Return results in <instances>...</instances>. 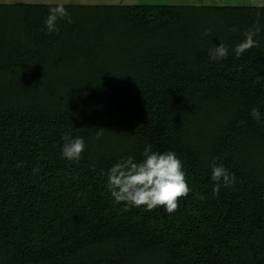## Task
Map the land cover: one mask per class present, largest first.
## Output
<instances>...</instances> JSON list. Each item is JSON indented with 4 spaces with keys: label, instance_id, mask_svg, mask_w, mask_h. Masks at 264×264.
<instances>
[{
    "label": "trees",
    "instance_id": "trees-1",
    "mask_svg": "<svg viewBox=\"0 0 264 264\" xmlns=\"http://www.w3.org/2000/svg\"><path fill=\"white\" fill-rule=\"evenodd\" d=\"M54 4L0 0V264H264V5L64 3L48 34ZM149 144L183 163L171 215L107 188ZM213 162L235 176L219 195Z\"/></svg>",
    "mask_w": 264,
    "mask_h": 264
},
{
    "label": "clouds",
    "instance_id": "clouds-1",
    "mask_svg": "<svg viewBox=\"0 0 264 264\" xmlns=\"http://www.w3.org/2000/svg\"><path fill=\"white\" fill-rule=\"evenodd\" d=\"M67 20L72 22L70 13L66 10L64 3H55L49 7V14L45 20L47 33L59 32L58 21ZM235 31V29H232ZM261 31L259 25H253L244 33V40L234 48L236 57L256 47L260 43L256 37ZM205 30V35H207ZM229 49L223 43L213 46L209 51V58L221 60L227 58ZM253 119L259 121L261 113L257 108L251 109ZM102 133L96 131L97 139ZM62 147V156L69 161L78 162L85 149L83 137L72 138L65 134ZM143 159L135 161L132 156L124 161L114 164L107 173V188L116 203H123L127 207L144 206L145 211H152L162 207L166 214H173L178 210V200L185 198L191 192L186 182V173L183 163L177 158L174 151L156 152L149 144L142 153ZM22 166V164H21ZM37 169H34L36 171ZM211 180L215 186L213 194L219 195L220 187H230L235 183L234 174L230 173L223 165L215 162L211 165ZM203 199L204 197H199Z\"/></svg>",
    "mask_w": 264,
    "mask_h": 264
},
{
    "label": "rangeland",
    "instance_id": "rangeland-1",
    "mask_svg": "<svg viewBox=\"0 0 264 264\" xmlns=\"http://www.w3.org/2000/svg\"><path fill=\"white\" fill-rule=\"evenodd\" d=\"M3 1H35V0H3ZM59 2L64 1V0H58ZM70 1V0H69ZM72 1H80V0H71ZM133 1H142L145 3H148L149 1L152 0H133ZM161 2L165 3H177V4H183V3H190L193 4L192 2H202L198 4H214V5H240V4H254V5H264V0H160ZM83 2V1H80ZM95 2H101L102 1H95Z\"/></svg>",
    "mask_w": 264,
    "mask_h": 264
},
{
    "label": "crops",
    "instance_id": "crops-1",
    "mask_svg": "<svg viewBox=\"0 0 264 264\" xmlns=\"http://www.w3.org/2000/svg\"><path fill=\"white\" fill-rule=\"evenodd\" d=\"M80 1H83L85 3H99V2H95V1H98V0H80ZM80 1H72L71 0H64V1H61L59 2L58 0H35V2H52V3H82ZM99 1H102L103 3H142V1H133V0H99ZM101 3V2H100ZM145 3V2H143ZM148 3H165V2H161L160 0H152V1H149ZM192 3H202V2H192ZM176 4V3H174Z\"/></svg>",
    "mask_w": 264,
    "mask_h": 264
}]
</instances>
